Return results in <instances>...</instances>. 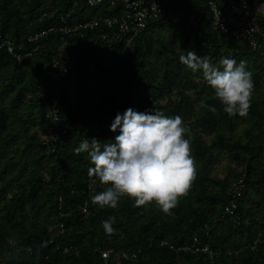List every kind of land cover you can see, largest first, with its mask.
<instances>
[{
    "label": "trees",
    "instance_id": "trees-1",
    "mask_svg": "<svg viewBox=\"0 0 264 264\" xmlns=\"http://www.w3.org/2000/svg\"><path fill=\"white\" fill-rule=\"evenodd\" d=\"M157 1L158 18L109 48L102 35L115 27L75 25L117 16L120 2L0 0V37L20 54L0 47V264H264V12L253 47L213 28L208 0ZM188 51L246 62L247 116L223 111L202 73L180 63ZM128 108L179 115L190 129L196 178L172 215L128 197L116 209L91 202L105 186L74 149L85 139L115 142L110 126ZM239 179L230 215L224 207ZM109 217L112 235L102 226ZM194 236L212 255L175 250Z\"/></svg>",
    "mask_w": 264,
    "mask_h": 264
},
{
    "label": "clouds",
    "instance_id": "clouds-1",
    "mask_svg": "<svg viewBox=\"0 0 264 264\" xmlns=\"http://www.w3.org/2000/svg\"><path fill=\"white\" fill-rule=\"evenodd\" d=\"M179 61L193 73H202L226 114L247 116L254 85L245 61L221 57L213 63L195 51L181 54ZM201 107L213 114L218 111L207 103ZM110 130H119L115 142L85 139L74 149L77 155L87 154L93 165L88 176L105 186L91 197L92 204L116 209L121 198L128 197L134 199L136 207L155 204L162 213L172 215L196 178L190 129L183 118L128 108L116 114ZM114 223L115 217L102 222L107 235L115 233Z\"/></svg>",
    "mask_w": 264,
    "mask_h": 264
},
{
    "label": "built area",
    "instance_id": "built-area-1",
    "mask_svg": "<svg viewBox=\"0 0 264 264\" xmlns=\"http://www.w3.org/2000/svg\"><path fill=\"white\" fill-rule=\"evenodd\" d=\"M89 5H96L101 2H109L111 4L115 2H120L122 7L119 9V14L117 16L113 15L111 17H103L99 19H92L89 22L83 24L75 25V29L78 28H94L100 21L103 22V25L107 27H115V30L108 36L106 33L102 35V39L109 44L114 39H119L122 36L129 35L135 37L137 33L145 28L147 22L152 19L159 17L161 13V4L157 0H86ZM226 0H208L209 10L212 13V26L215 30L224 33L230 34L236 39L248 41L253 47L257 46L255 41V34L257 32L256 27V18L259 14L263 13L261 11V6L264 4L261 0H232L225 8ZM75 3H77L75 1ZM68 31V29H65ZM45 31H42L40 35L44 34ZM39 35V34H38ZM38 35H35L36 38ZM0 47L5 46L7 51L16 58H20V54L14 51L13 42L7 38L0 37ZM72 66L70 60L65 61L61 65L60 73H65ZM56 110H53L51 113L52 119H57ZM48 133L52 135V129H48ZM241 180L239 179L236 183L232 185L233 193L231 194V199L229 204L224 207V211L230 215H234L235 209L237 207L236 202L233 201L235 195H239ZM86 208L83 206V211ZM166 243V242H163ZM171 249L174 248L173 245L169 246ZM176 251H185L190 253H207L212 255V250L209 249L208 245L201 244L197 237H193L190 244L178 246L175 248ZM112 254L111 249H106L101 252V256L106 258ZM115 258L120 256H127L123 252L113 253ZM131 257H135L134 254Z\"/></svg>",
    "mask_w": 264,
    "mask_h": 264
},
{
    "label": "rangeland",
    "instance_id": "rangeland-1",
    "mask_svg": "<svg viewBox=\"0 0 264 264\" xmlns=\"http://www.w3.org/2000/svg\"><path fill=\"white\" fill-rule=\"evenodd\" d=\"M261 11L264 12V4L261 6Z\"/></svg>",
    "mask_w": 264,
    "mask_h": 264
}]
</instances>
